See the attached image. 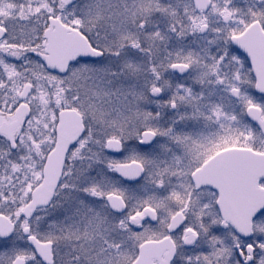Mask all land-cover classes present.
<instances>
[{"label":"snow or ice","instance_id":"snow-or-ice-1","mask_svg":"<svg viewBox=\"0 0 264 264\" xmlns=\"http://www.w3.org/2000/svg\"><path fill=\"white\" fill-rule=\"evenodd\" d=\"M0 264H264V0H0Z\"/></svg>","mask_w":264,"mask_h":264}]
</instances>
